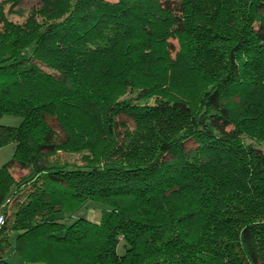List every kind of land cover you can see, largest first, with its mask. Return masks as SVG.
<instances>
[{"label":"trees","instance_id":"obj_1","mask_svg":"<svg viewBox=\"0 0 264 264\" xmlns=\"http://www.w3.org/2000/svg\"><path fill=\"white\" fill-rule=\"evenodd\" d=\"M5 114L0 264H264V0L0 8Z\"/></svg>","mask_w":264,"mask_h":264},{"label":"rangeland","instance_id":"obj_2","mask_svg":"<svg viewBox=\"0 0 264 264\" xmlns=\"http://www.w3.org/2000/svg\"><path fill=\"white\" fill-rule=\"evenodd\" d=\"M7 0H0V8H1V12L3 15L6 16V18L8 20H11L13 22H17V23H21L25 20V18L28 15V12L30 11L31 8L36 7L40 4L41 0H20L19 4L17 6H14L11 10V12H9V8H10V3L8 2H4ZM10 1V0H9ZM109 1H114V0H109ZM168 8H170L174 14L178 15L179 10H180V6H178L175 2L170 4L168 6ZM257 29V28H256ZM257 31H259V29H257ZM171 42V50H172V54L175 53V51L178 48L177 42L174 38H172L170 40ZM49 125L53 128V130L55 131V133L57 134V137L59 138V140H61L63 138V133L60 130L59 125L57 124L56 120L54 118H50L47 117ZM21 118L19 116H15V115H2L0 116V124L2 125H7V126H18L20 124ZM130 126H132L131 122H127ZM247 142L253 141L251 139L246 140ZM196 146V144L192 141L189 140L187 142L184 143V148L186 150H191ZM261 146H264V144H261ZM13 155V144H9L6 146H3L0 148V167H2V165H4L5 163H7L8 161L11 160ZM63 157H65L66 159L70 160V161H78V154H70V155H64ZM27 173V170H19L17 167L14 168V170H12V174L15 177V179H17L19 176L24 175ZM29 186H27L26 188H24L21 192L22 193L26 192L29 190ZM101 205H97L91 202H87L85 204L84 207H82L81 209H79L78 211L74 212V213H68V214H62V221L65 224H70L74 219L78 218V217H85L88 218L90 220H96L98 221L100 219V212H101ZM15 232H11L9 234V241L11 243V247L8 251V253L6 254V260L12 264H21L23 262L22 258L20 257V255L14 250V246L12 245L14 243V239H15ZM117 253L122 254L123 252V248H122V243H119L117 245ZM29 264H46V263H42V262H33V263H29Z\"/></svg>","mask_w":264,"mask_h":264},{"label":"built area","instance_id":"obj_3","mask_svg":"<svg viewBox=\"0 0 264 264\" xmlns=\"http://www.w3.org/2000/svg\"><path fill=\"white\" fill-rule=\"evenodd\" d=\"M4 222V219L2 216H0V224H2Z\"/></svg>","mask_w":264,"mask_h":264},{"label":"crops","instance_id":"obj_4","mask_svg":"<svg viewBox=\"0 0 264 264\" xmlns=\"http://www.w3.org/2000/svg\"><path fill=\"white\" fill-rule=\"evenodd\" d=\"M92 221H96V220H92Z\"/></svg>","mask_w":264,"mask_h":264}]
</instances>
